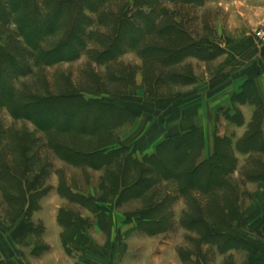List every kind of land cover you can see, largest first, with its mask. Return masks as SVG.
<instances>
[{"label": "crops", "instance_id": "1", "mask_svg": "<svg viewBox=\"0 0 264 264\" xmlns=\"http://www.w3.org/2000/svg\"><path fill=\"white\" fill-rule=\"evenodd\" d=\"M162 1L195 7L199 16L197 36L187 23L181 24L179 29L189 37L186 45L191 52L160 70L165 75H176L178 80L158 86L156 96L146 92L141 70L144 60L140 54L128 47L120 54L118 62H122L126 71L117 77L125 83L126 90L106 98L132 111L134 117L114 128L113 146L126 148L127 155L141 162L155 152L161 141L170 137L177 143L181 135L193 129L202 145L196 162L209 161L218 140L228 139L237 161L230 179L237 176L242 179L237 173L240 163L251 156L264 157V44L252 35L253 29L264 20V0ZM254 132L261 135L256 142L261 147L238 148L240 141ZM124 156L118 158L122 165ZM57 159L59 168L62 160ZM64 163L71 170L63 175L57 169L52 172L48 185L42 186L47 188L37 189L43 192L34 210L27 213L26 202L18 218L0 220V264H185L178 253L134 250L132 241L135 235H141L129 218L145 206L139 199L117 205L113 192L102 187L105 167L93 169ZM94 173L99 174L97 182L92 180ZM130 176L135 177L133 171ZM245 183L240 184L241 197L247 191L252 200L244 214L239 208L238 220L227 232L264 251V180L257 178ZM24 188L27 199L37 192L27 184ZM152 191L157 192L158 199L170 197L168 209L174 211L176 224L189 211L186 197L179 195L172 180L157 182ZM191 193L199 201L200 192ZM77 197L92 203L95 212ZM100 211L106 212L104 223L94 218ZM129 237L131 247L119 250L118 242H126ZM109 242L115 245L110 247ZM154 250H158L155 244ZM212 255L217 258L216 264L228 257L232 264H248V253L242 249Z\"/></svg>", "mask_w": 264, "mask_h": 264}, {"label": "trees", "instance_id": "2", "mask_svg": "<svg viewBox=\"0 0 264 264\" xmlns=\"http://www.w3.org/2000/svg\"><path fill=\"white\" fill-rule=\"evenodd\" d=\"M104 2L42 0V10L37 0H0V22L6 24L11 21L16 25L18 36L32 52L34 64L52 65L79 57V52L85 47V28L91 25L85 10L97 13V24L101 25L106 21L101 11ZM164 13L161 11V15ZM139 19L143 29L124 16L115 19L112 37L98 42L101 48L90 51V58L97 63L114 60L126 47L135 48L144 34L155 30L166 42L177 44V47L165 49L144 46L139 54L146 62L166 68L191 52V47L186 45L189 37L179 27L167 25L157 28L150 13L141 14ZM58 34L59 38L52 47L46 50L42 48V40ZM23 54L18 48L0 47V107H6L12 118L30 121L39 131L48 133V147L64 162L93 169L105 167L107 172L104 180L118 204L139 198L147 202L143 210L129 218L138 230L152 236L171 228L172 216L168 209L171 199L169 196L158 199L157 192L152 191V188L161 180H172L179 195L191 203L190 212L183 213L180 225L187 230H195L204 243L214 244L220 252L242 249L248 253V264H264V251L260 247L227 232L235 226L239 215L237 198L227 180L236 163L228 139L218 140L216 152L209 161L197 163L202 145L197 131L192 129L181 135L177 143L170 137L161 141L155 152L143 157L141 162L133 160L130 154H126V148L113 146L114 128L131 120L134 117L132 111L114 100L88 97L72 91L44 96L17 93L11 80L25 74V64L18 59ZM176 80V75H164L163 78L161 71L144 73V84L149 96L157 95L158 86ZM77 138L84 139L75 141ZM259 138V133H250L240 141L238 148L258 150L261 147L256 144ZM123 154L127 155L126 165L120 167L118 158ZM142 163L147 167L140 168ZM7 170L5 177L0 175V180L15 193L4 192L6 202L11 203L12 212L17 210L15 214L27 202V213L31 212L37 207V203L31 199L32 194L27 199L18 177ZM132 171L134 178L130 176ZM258 178L264 180V174L261 177L258 175ZM195 190L205 196L207 208H202L193 197L191 192ZM78 200L85 202L82 198ZM209 227L213 231L209 232Z\"/></svg>", "mask_w": 264, "mask_h": 264}, {"label": "rangeland", "instance_id": "3", "mask_svg": "<svg viewBox=\"0 0 264 264\" xmlns=\"http://www.w3.org/2000/svg\"><path fill=\"white\" fill-rule=\"evenodd\" d=\"M37 1L40 8L44 10L42 0ZM101 9L106 18L105 23H102L101 25L97 24V13L85 10V14H87L86 16L90 19L91 25L85 28L87 31L83 38L85 47L79 52V57L72 61H61L52 65L34 64V58L31 56L32 52L27 48L24 40L18 36L16 25L11 21L6 24L0 22V47L10 48L11 46L24 52L23 57H19L18 59L25 64V74L11 80L16 92L44 96L46 94L58 95L72 91L84 94L88 97L106 98L107 95L111 96L126 90L125 83H122L117 78V74H123L126 71L122 62H118V58L124 51L120 53L121 55H117L114 60L106 63H97L89 56L90 51H94L95 49L99 50L101 48L98 46V42L103 41L104 38L112 37L113 22L120 16H124L137 27L143 29L142 21L139 19L140 15L150 13L157 28L167 25H175L176 27L181 28L184 23H187L190 30H193L197 36L196 30L198 29L197 22H199V16L197 15L198 12L195 7L182 6L178 3L162 0H151L149 3H140L138 1L131 2L129 0H105ZM161 11H165L162 16H160ZM178 19H181L182 21L179 22ZM58 38L59 34L52 35L42 40L40 44L42 48L46 50L52 47ZM157 45L177 46V44L169 43L168 41L166 42L165 38L160 36L155 30L144 34V36L140 38L138 45L135 48L129 49L139 53V50L144 46L154 47ZM141 70L144 75V73L148 74L150 72H153L154 74L155 71L158 73L160 70L163 71V68L157 63H150L144 60ZM162 73L164 78L165 74L164 72ZM95 94L99 95L95 96ZM48 136V133L39 131L32 122L25 119H14L11 117L6 107H0V175L4 176V174H6V169H8L7 171L18 177L21 186L24 187V185L27 184V186H32L33 189L37 191V189L43 190L47 188V186H45V188H42V186L48 185L47 181L50 180L52 172H54L55 169H57V171L59 170L62 175L68 173L71 168L62 162L63 160L60 161L61 167L58 168L56 166L59 160L51 148L48 147ZM79 139L82 140L84 138ZM79 139L77 138L75 141H78ZM124 157V160H126V156ZM119 164L121 167L122 162ZM123 165H126L125 161L123 162ZM236 165L237 161L234 170ZM139 167L143 169L146 168L147 165L142 163ZM87 170L89 171V169ZM37 172L38 176L35 178ZM263 172L264 157L251 156V158L246 160L245 163H240L238 166L237 173L242 179L237 178L238 176L236 178L231 177L230 179L231 173L227 176L228 184L232 186L233 195L237 198L236 204L238 205V208L242 210L243 214L247 211V205L252 200V196L250 195V192L246 191L241 197L240 184L242 183L243 185H246L245 180H256L258 177L256 178L252 175H259ZM93 175L92 180L97 182L99 174L94 173ZM103 178L105 179V176ZM104 179L102 180V187L113 192ZM236 179L241 183L236 181ZM4 192L15 193L8 188L6 183L0 180V220L7 219L13 221L18 218L20 212L18 214H15L17 210L12 212L11 203L6 202ZM42 192L43 191H37L33 193L31 196L32 201L37 203V199ZM230 194L231 191H229V195ZM193 197L196 199L195 196ZM159 199H161V197H159ZM198 199L199 201L196 200L202 208L208 207L206 204L207 199L204 195H199ZM84 200L85 202L83 203L87 204L89 208L91 207V209L94 210L93 204L89 203L87 199ZM139 201L141 204L142 199L139 198ZM142 202V206L144 207L147 202ZM188 202V212H190L191 203L190 201ZM117 205H120V203H117ZM171 216L173 223L171 228H167L166 231L152 236L137 229L140 231L141 237L135 235L133 241L132 237H129L126 242H118L119 250L122 249L123 251L130 248L131 246L128 245H130V242L132 241V247L139 253H168L167 251L178 253L185 264H216L218 263L217 258L213 257L212 253H228V251H218L214 244L204 243L200 234H197L195 230H187L180 225L179 223L182 215L180 216L178 224L175 222L176 219L174 218L173 210H171ZM94 218L100 220L101 223H104L106 212L100 211L99 213H95ZM102 228L104 229V226H102ZM123 229H125V227H123ZM208 231L211 232L213 229L209 227ZM146 238L147 240H143ZM108 244L110 247L115 245L111 242ZM154 244L158 249L156 251L154 250ZM119 250L118 253H120ZM220 263L232 264V261L231 258L228 257L223 260L220 259Z\"/></svg>", "mask_w": 264, "mask_h": 264}, {"label": "built area", "instance_id": "4", "mask_svg": "<svg viewBox=\"0 0 264 264\" xmlns=\"http://www.w3.org/2000/svg\"><path fill=\"white\" fill-rule=\"evenodd\" d=\"M252 35L259 43L264 44V21L253 29Z\"/></svg>", "mask_w": 264, "mask_h": 264}]
</instances>
